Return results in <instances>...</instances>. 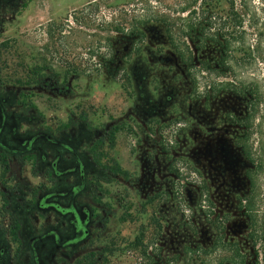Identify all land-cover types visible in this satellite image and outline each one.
Returning a JSON list of instances; mask_svg holds the SVG:
<instances>
[{
	"label": "rangeland",
	"instance_id": "1",
	"mask_svg": "<svg viewBox=\"0 0 264 264\" xmlns=\"http://www.w3.org/2000/svg\"><path fill=\"white\" fill-rule=\"evenodd\" d=\"M204 6L203 0H0V100L9 119L18 122L16 132L4 130L0 140H6L8 151L14 149L12 135L26 145L36 138V146H42L19 161L0 157L5 264H33L36 235L55 225L56 241L65 242L62 218L32 204L51 186L65 189L69 182L67 176L47 177L43 155L48 160L53 153L47 135L87 142L89 180L80 200L95 212L102 190L103 200L113 204L106 227L104 217H92L86 243L59 248L52 239L44 241L48 264L56 259L57 264H145L146 244L161 246L167 264H233L229 248L234 245L255 255L260 243L251 237L248 199L245 211L235 214V221L245 219L241 230L227 223L234 214L222 215L234 212L232 207L198 202V178L186 151L193 131L210 115L215 128L224 127L230 113L245 116L249 97L231 91V84L254 82L264 89V62L247 55L252 44V50L260 45L259 56H264V0H236L238 11L245 13L246 33L236 45L241 51L234 50L228 63L216 44L203 39L207 32L195 39L188 35L192 21L206 22ZM137 28L147 32L142 42L134 36ZM139 70L146 77L132 74ZM168 95L173 101L167 102ZM145 104L155 111L148 113ZM197 109L202 119L193 114ZM254 124L248 153L241 127L229 138L242 146L252 165L254 217L263 225L264 101ZM107 128L111 143L103 147L99 138ZM144 147L150 149L152 171L144 165L141 174ZM117 164L135 170L134 184L127 171L124 177L105 174L112 183L97 177L101 166Z\"/></svg>",
	"mask_w": 264,
	"mask_h": 264
},
{
	"label": "flooded vegetation",
	"instance_id": "2",
	"mask_svg": "<svg viewBox=\"0 0 264 264\" xmlns=\"http://www.w3.org/2000/svg\"><path fill=\"white\" fill-rule=\"evenodd\" d=\"M17 2L13 3V6ZM12 6V8H14ZM152 31L153 28H150ZM144 31V30H143ZM142 39L139 38L136 34L134 36L138 37L139 41H143L147 35V32ZM156 33H159V30H155ZM152 33V32H150ZM136 50V47H135ZM140 51V50H139ZM139 51H136L139 53ZM169 58H166L168 60ZM181 60V58H180ZM132 74H139L141 78L146 77L145 72L139 70L138 72L134 71ZM173 96L168 95L166 97L167 102L173 101ZM145 107L148 113L155 111L151 105H146ZM4 103L0 100V137L4 130L11 132L12 134L16 132L17 121H12L9 119ZM193 114H197L199 119H202L204 116L203 113H199L198 109L192 111ZM135 111H131V115L134 116ZM242 116V115H241ZM236 113L228 114L226 116V121L223 122L224 127L215 128L211 126V115L209 116L210 120H207L208 123H203L196 128L193 132L192 142L189 145V149L186 151L188 160H190L191 166H193V172L197 176V183L195 186V194L197 201H203L209 203V205H219L222 208L232 207L233 211L226 212L224 216H231L233 218L228 220L227 223L231 224L232 227L238 230L239 225H245L244 218H241V221H235V214L238 210L245 211V206L247 203V198L251 195L252 188V165L250 164L248 158L246 157L242 146L238 148L235 142L230 140L231 131H235L236 127H241L237 118L241 117ZM235 117V118H234ZM109 128L105 130L104 133L99 138L100 144L104 147L106 143L110 144L111 140L107 137L110 133ZM183 131V130H182ZM12 140L14 143V149H7L6 140H0V157L1 159L5 156H12L13 159L19 161L26 154H31L35 151L36 147L41 150V145H37L38 139L34 138L30 141L29 144L22 142V138H16L12 135ZM49 140V146L53 149L52 157L46 160V157L43 155L44 162L46 163L44 170H47V177L52 176V178H61L67 176L69 182L67 188L61 189L56 186L50 187L49 192L45 195H38L35 201H32L33 206L40 207L44 210H48L53 217H60L63 220V225L65 226V235L62 236L65 242L56 241V225L51 229L49 228L48 232H41L37 234V239L31 245V252L33 258V264H48L44 258L43 245L44 241L49 242L51 239L56 243L57 247H76L78 244L86 243L91 234V223L92 217L95 215L103 218L104 227H106L109 221V215L113 204L111 202H106L103 200L104 192L99 191V196L95 197V205L97 210L90 211L86 202L80 200V197L84 195L87 185H88V172H87V142L82 140L80 137L70 136L66 141L60 140L53 137L52 135H47ZM135 145V144H134ZM26 146L25 149H23ZM163 148L161 147V150ZM38 150V149H37ZM162 153H166L165 151ZM39 150L37 151V155ZM140 155L142 157L141 163V174L145 171L144 165L147 166L146 172L152 171L151 164V153L150 149L144 147L140 150ZM42 156V154H41ZM148 161L146 164L145 162ZM6 165L5 162L2 164ZM120 164H117L115 168H106V166H101L97 177L100 180H104L107 183H112L115 180L110 178H105L106 175L113 176H122L124 177L125 172L129 176L128 182L134 184V175L135 170H130L128 168H119ZM157 169V165L154 164ZM5 172V171H4ZM101 173V174H100ZM44 176L45 174L42 173ZM95 175V176H96ZM131 176V177H130ZM51 178V177H50ZM49 180V178H46ZM124 181V179H123ZM101 188L98 186V190ZM192 197V194L189 195ZM205 197L206 200H202V197ZM32 206L29 208L31 209ZM205 207V206H203ZM109 213V214H108ZM217 214V213H216ZM243 215V214H240ZM220 218V215L217 214ZM0 217H2V210H0ZM242 217V216H241ZM213 225H216V222L213 220ZM61 226V225H60ZM215 227V226H214ZM67 228V230H66ZM217 229H220L219 225ZM47 230V229H46ZM103 228L101 229L102 235ZM61 238V239H62ZM60 239V240H61ZM2 239L0 244H2ZM155 245V246H154ZM157 244L148 245L146 244L144 250V256L146 257L145 264H167V258L163 257L162 247L156 246ZM231 255V263L241 264L243 254L241 250L238 249L236 245L229 248ZM99 259H102L104 251L99 252ZM55 256L54 253L52 257ZM56 259V258H54ZM58 260L53 264H57ZM0 264H5L4 262V249H0Z\"/></svg>",
	"mask_w": 264,
	"mask_h": 264
},
{
	"label": "trees",
	"instance_id": "3",
	"mask_svg": "<svg viewBox=\"0 0 264 264\" xmlns=\"http://www.w3.org/2000/svg\"><path fill=\"white\" fill-rule=\"evenodd\" d=\"M203 2L205 6L204 9H202V15L203 19H206V22L192 21L189 26L190 31L188 35L192 39H195L194 36L198 34L203 35L205 32L209 33L211 30L210 36L206 33L203 39L216 44L219 48L220 58L223 60V63H228L229 60L234 57V50L235 52L237 49H239V52L241 51L240 48H236V45H240L244 41V34L246 32L243 30V17L245 13L238 11L236 0H203ZM194 19L196 18L194 17ZM135 34L142 39L145 32L137 28ZM260 35H262V33ZM135 47L136 51L140 50V46L136 45ZM259 47L260 45H256L252 50V44H249L247 55L252 58L261 59L262 62H264V56H259L263 55ZM255 52L256 55L254 54ZM229 88L233 92L238 91L239 94L249 97L246 103L245 116L242 115L237 118L238 124L243 129V136L245 134V137L241 138V142L246 146L248 144L246 147L247 149H245L248 153L251 136L255 133V129L257 128L255 127L254 121L259 107L264 101V89L254 82H242L240 85L233 83ZM8 169L9 166L6 164L4 170L8 171ZM247 199V209L250 213L251 227L253 230L251 237L255 245L260 243V247L255 250V255L253 257L243 255L241 264H264V224H259L256 216L254 217V197L250 195Z\"/></svg>",
	"mask_w": 264,
	"mask_h": 264
}]
</instances>
